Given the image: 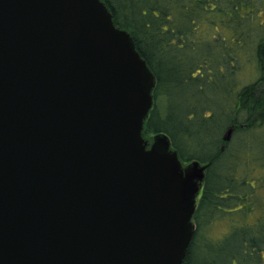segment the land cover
<instances>
[{
  "label": "water",
  "instance_id": "1",
  "mask_svg": "<svg viewBox=\"0 0 264 264\" xmlns=\"http://www.w3.org/2000/svg\"><path fill=\"white\" fill-rule=\"evenodd\" d=\"M154 85L100 0H0V264L183 263L207 165L142 136Z\"/></svg>",
  "mask_w": 264,
  "mask_h": 264
},
{
  "label": "trees",
  "instance_id": "2",
  "mask_svg": "<svg viewBox=\"0 0 264 264\" xmlns=\"http://www.w3.org/2000/svg\"><path fill=\"white\" fill-rule=\"evenodd\" d=\"M100 1L155 80L142 136L207 165L182 264H264V0Z\"/></svg>",
  "mask_w": 264,
  "mask_h": 264
},
{
  "label": "rangeland",
  "instance_id": "3",
  "mask_svg": "<svg viewBox=\"0 0 264 264\" xmlns=\"http://www.w3.org/2000/svg\"><path fill=\"white\" fill-rule=\"evenodd\" d=\"M189 95H196L193 91H192V87H175L174 90H172V94H171V99H169V103L170 105H178V102L174 101L175 97H179L180 99L182 98H186ZM200 98V102H203L204 100L201 98V96L196 95ZM222 122V121H221Z\"/></svg>",
  "mask_w": 264,
  "mask_h": 264
}]
</instances>
